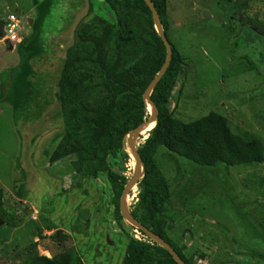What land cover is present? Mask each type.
I'll list each match as a JSON object with an SVG mask.
<instances>
[{
	"label": "rangeland",
	"instance_id": "rangeland-1",
	"mask_svg": "<svg viewBox=\"0 0 264 264\" xmlns=\"http://www.w3.org/2000/svg\"><path fill=\"white\" fill-rule=\"evenodd\" d=\"M10 1L6 5L0 0V19L17 8L23 28L18 45L29 40L18 50L16 44L9 50L0 43V87L6 98L0 104V188L5 209L14 215L10 226L0 232V264H18L13 257L19 259L31 245L46 258L74 249L83 264H122L126 241L107 226L114 208L106 201L109 191L104 182L84 179L80 189L60 195L71 190L73 180L86 168H74L72 178L74 159L53 161L61 140L55 92L65 50L73 44L76 26L86 16L89 3L93 14L109 19L110 14L101 0ZM210 6L211 0H167L168 37L187 66V76L182 88L178 85L175 90L170 108L183 122L217 112L232 128L264 139V96L251 94L264 90V66L245 71L256 62L246 32L233 34L227 25L221 26L223 16L212 13ZM247 15L264 19V0H251ZM27 53L33 56L22 75L20 67ZM14 75L20 79L13 94L7 82ZM141 142L139 138L136 147ZM181 164L183 176L172 185L173 166L160 159L171 185L167 215L173 229L169 236L186 258L198 253L204 259L194 256V264H263L243 253L264 256V164L216 169H201L187 161ZM133 166L130 159L123 169L119 165L114 171L129 180ZM137 194L135 187L126 198L130 212ZM83 211L88 217H80ZM19 219L24 221L21 225ZM47 223L53 230H46ZM122 223L127 234L135 237L131 227ZM58 231L57 239L63 241L53 243L51 236Z\"/></svg>",
	"mask_w": 264,
	"mask_h": 264
},
{
	"label": "trees",
	"instance_id": "trees-1",
	"mask_svg": "<svg viewBox=\"0 0 264 264\" xmlns=\"http://www.w3.org/2000/svg\"><path fill=\"white\" fill-rule=\"evenodd\" d=\"M4 1L8 3L6 5L11 2ZM150 1L159 16L172 56L166 72L150 95V101L158 112L157 122L148 134L139 137L146 138L137 147L144 174L136 186L137 203L130 213L145 229L169 245L184 264H194V256L202 260L204 255L194 253L193 257L186 258L182 247L169 236L173 229L172 219L167 215L171 185L160 167V159L173 166L175 176L170 180L173 185L183 176V161L201 169H216L220 165L255 167L264 164V139L232 128L228 119L217 112L189 122L174 116L170 104L178 85L182 88L187 66L168 37L167 0ZM250 1L211 0L210 7L212 13L223 16L225 24L221 26L227 25L233 34L240 33V30L246 32V42L254 52L256 62L247 66L245 71L253 72L251 66H264V19L247 15ZM101 4L110 14V19L93 14V6L89 3L86 16L76 26L73 44L65 50L56 85L55 97L62 130L60 148L53 161L56 164L74 159L70 169L72 178L74 168H86L80 177L73 180L71 190L60 192V195L68 196L74 189H80V181L84 179L102 180L109 191L106 201L111 202L114 208L109 214L111 217L107 226L120 232L126 241L122 264H176L165 250L142 232L136 230L142 239L127 234L119 202L128 179L114 171L119 165L123 169L130 160L124 150L125 137L149 118L143 94L164 64L165 47L155 32L151 12L143 0H101ZM257 31L263 35L259 36ZM34 37H37L36 34ZM28 40H23L16 50L26 46ZM27 54L20 67L22 75L33 56ZM255 73L257 75L258 71ZM19 79L14 75L7 82L13 94L17 93L14 87ZM180 92L178 90L177 95ZM257 92L251 93L252 96H264L263 89ZM3 94L4 90L0 87V104L6 102ZM250 100L255 99L251 97ZM4 204V193L0 188L2 233L10 226L14 216L12 212L8 213ZM80 217L86 218L88 213L83 211ZM23 222L19 219L17 224ZM46 230H53L52 224L47 223ZM36 235L43 239L40 232ZM51 240L60 243L63 238L58 240L53 235ZM243 255L264 264V256L258 253L245 252ZM14 258L19 261L18 264H83L74 249L61 250L46 258L37 254L35 245L26 247L19 259Z\"/></svg>",
	"mask_w": 264,
	"mask_h": 264
},
{
	"label": "water",
	"instance_id": "water-1",
	"mask_svg": "<svg viewBox=\"0 0 264 264\" xmlns=\"http://www.w3.org/2000/svg\"><path fill=\"white\" fill-rule=\"evenodd\" d=\"M143 2L146 4V6L148 7V9L151 12L154 29H155L156 34L161 39V41L165 47L166 57H165L164 64H163L162 68L160 69L159 73L154 78L152 83L147 87V89L145 90V92L143 94V102H144L146 110L149 114L148 120L146 122H144L141 126H139L137 129L130 131L128 133V135L125 137L124 148L127 150L126 153L128 154L129 158L134 162V166H133L132 176L128 180L127 184L125 185L123 193H122L121 198H120V202H119L120 215L122 217L123 222L128 224L131 228L135 229V231L137 230V231L142 232L144 235H146V237L149 240H151L156 245H158L160 248L165 250L173 258V260L175 261L176 264H184L182 262V260L178 257V255L173 251V249L169 245H167L159 237H157L156 235H154L153 233H151L150 231L145 229L139 222H137L131 216L130 211L126 207V198H127L128 194L130 193V191L133 188H135L137 186L138 182L142 179L143 174H144L143 163L141 162V159L137 153V147H136L137 136L146 127L152 126V125L154 127L156 122H157L158 112H157L156 108L154 107V105L152 104V102L150 101V95H151L153 88L157 85V83L159 82L161 77L166 72V70L170 64L171 56H172L170 45H169V43H168V41L164 35L163 29L161 26V22H160L158 14L155 10V7L153 6V4L151 3L150 0H143ZM0 38H3L2 22H0ZM148 108H150V111L148 110ZM144 139H146V138L144 137L143 140ZM0 225H1V223H0ZM59 234H60V232L58 231L56 233V238L59 236Z\"/></svg>",
	"mask_w": 264,
	"mask_h": 264
},
{
	"label": "clouds",
	"instance_id": "clouds-1",
	"mask_svg": "<svg viewBox=\"0 0 264 264\" xmlns=\"http://www.w3.org/2000/svg\"><path fill=\"white\" fill-rule=\"evenodd\" d=\"M10 15H14L15 18H16V20L18 21V33H17L18 38H20V36H21V34H22V33H21V32H22V29H23L22 26H21V20L19 19V17L21 18V16H20V15H19V17L17 16V15H18V10H17V9H16L15 12H13V10L9 11L7 17H6L4 20H1V19H0V22H2V25H3V38H0V42H1V43H5V44H6V48H8L9 50H10L11 47H14V46H12L13 44L18 45V42H19V39L17 40V42H9V41L6 39V37H7V32H6L5 27H6L7 18H8ZM12 50H13V49H12ZM144 140H145V139H144ZM142 141H143V138H142ZM134 233L136 234L137 231H134Z\"/></svg>",
	"mask_w": 264,
	"mask_h": 264
},
{
	"label": "built area",
	"instance_id": "built-area-1",
	"mask_svg": "<svg viewBox=\"0 0 264 264\" xmlns=\"http://www.w3.org/2000/svg\"><path fill=\"white\" fill-rule=\"evenodd\" d=\"M5 29H6V32H7L6 39L9 42H17V40L19 39L18 35H17V33H18V21L16 20L14 15H10L7 18ZM135 238L136 239L140 238L138 233H136Z\"/></svg>",
	"mask_w": 264,
	"mask_h": 264
},
{
	"label": "bare ground",
	"instance_id": "bare-ground-1",
	"mask_svg": "<svg viewBox=\"0 0 264 264\" xmlns=\"http://www.w3.org/2000/svg\"><path fill=\"white\" fill-rule=\"evenodd\" d=\"M15 9V8H14ZM148 110L150 111V108H148ZM149 127V126H148ZM147 128V127H146ZM153 128V125L150 126L149 128L147 129H144L140 134H138L137 136V140L139 139L140 135L143 136V135H146L149 131H151V129ZM137 143V142H136Z\"/></svg>",
	"mask_w": 264,
	"mask_h": 264
},
{
	"label": "crops",
	"instance_id": "crops-1",
	"mask_svg": "<svg viewBox=\"0 0 264 264\" xmlns=\"http://www.w3.org/2000/svg\"><path fill=\"white\" fill-rule=\"evenodd\" d=\"M17 9V8H16ZM16 9H12L13 10V12H15L16 11ZM18 10V9H17ZM18 17H19V15H17ZM20 19V18H19ZM21 20V19H20ZM29 25V24H28ZM1 43V42H0Z\"/></svg>",
	"mask_w": 264,
	"mask_h": 264
}]
</instances>
